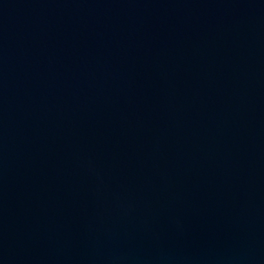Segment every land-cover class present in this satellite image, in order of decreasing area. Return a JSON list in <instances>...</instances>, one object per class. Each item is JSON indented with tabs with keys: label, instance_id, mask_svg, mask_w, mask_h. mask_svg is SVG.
Instances as JSON below:
<instances>
[{
	"label": "water",
	"instance_id": "95a60500",
	"mask_svg": "<svg viewBox=\"0 0 264 264\" xmlns=\"http://www.w3.org/2000/svg\"><path fill=\"white\" fill-rule=\"evenodd\" d=\"M0 264H264V0H0Z\"/></svg>",
	"mask_w": 264,
	"mask_h": 264
}]
</instances>
